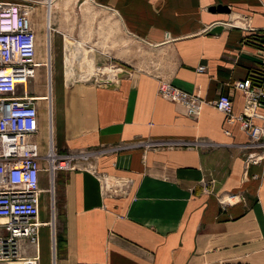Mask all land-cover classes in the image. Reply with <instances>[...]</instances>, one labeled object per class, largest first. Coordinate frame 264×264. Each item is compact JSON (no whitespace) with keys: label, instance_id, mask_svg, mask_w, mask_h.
<instances>
[{"label":"crops","instance_id":"0c3cea01","mask_svg":"<svg viewBox=\"0 0 264 264\" xmlns=\"http://www.w3.org/2000/svg\"><path fill=\"white\" fill-rule=\"evenodd\" d=\"M16 1L28 5L36 38L45 27L49 46L57 40L62 62L29 138L41 153L49 144L91 154L52 178L40 164L36 241L20 238L12 260L264 264V159L247 161L259 147L212 104L223 92L234 113L243 108L232 82L257 74L264 0ZM76 60L122 72L100 83ZM159 80L199 97L198 111L159 95ZM256 112L263 121L264 103ZM225 192L239 197L221 207Z\"/></svg>","mask_w":264,"mask_h":264},{"label":"built area","instance_id":"2783aa9c","mask_svg":"<svg viewBox=\"0 0 264 264\" xmlns=\"http://www.w3.org/2000/svg\"><path fill=\"white\" fill-rule=\"evenodd\" d=\"M45 42L48 43L47 39ZM35 53L36 35L28 16V5L16 0H0V227L5 231L0 235V261L4 262L19 257L20 238L30 243L36 241L40 160L44 161L43 167L52 178L55 170L71 168L78 158L87 159L91 154L89 150L57 151L49 144L41 153L36 142L29 138L37 129L38 100H48L47 94L28 90L37 64H48L37 61ZM203 68V65L197 66V70ZM90 76L103 83L112 81L116 72L111 77H97L94 73ZM232 86L245 95V104L239 112L232 111L230 97L223 92L213 98L212 104L227 122H237L248 145L259 147L258 154L248 156L247 161H261L264 159V119L256 122L253 118L261 116L256 106L264 103V49L256 76L234 80ZM156 90L159 95L180 102L187 114L194 115L200 107L199 97L167 81L159 80ZM202 188H206L204 182ZM238 197L237 192H225L218 201L225 207ZM20 261L35 264L30 256H23Z\"/></svg>","mask_w":264,"mask_h":264},{"label":"rangeland","instance_id":"374dc122","mask_svg":"<svg viewBox=\"0 0 264 264\" xmlns=\"http://www.w3.org/2000/svg\"><path fill=\"white\" fill-rule=\"evenodd\" d=\"M36 35V33H35ZM46 35V28L44 27V29L42 28L40 30V32L37 35L36 38V53H35V57L37 61L40 62H47L48 63V59H47V53L49 52L51 54V61H50V70L48 68V64L47 66L40 63L41 65L37 64L36 69H35V74L34 77L31 79L32 82V89H30V92L36 93V94H46V91L48 93V87L50 86V91L52 86H54L59 78L61 77L60 73L62 72L61 66H62V62L61 60H59V44L57 42V40H55V42H53V44L51 43L50 46L49 44L45 42V37ZM53 53V54H52ZM53 58V59H52ZM45 62V63H46ZM81 60H76L73 61V69L78 70V68L81 70V73L83 75H89L91 70H93L94 74H97V76H101L104 75L103 77H108L110 74H113L115 72H112L111 69L114 68H110L108 66L104 67V68H97L95 66V64L91 61H85L83 63H81ZM103 64H107L105 62L108 61H103ZM117 65L120 64L119 61H112ZM60 66V67H59ZM120 66V65H119ZM51 71V73L49 72ZM72 71V75H73ZM79 72V71H78ZM89 72V73H88ZM88 73V74H87ZM75 74V72H74ZM109 74V75H107ZM110 77V76H109ZM78 78H81L80 76ZM82 78H84V76H82ZM88 79L92 80V77H88ZM49 84V85H48ZM46 99H42L40 103L45 104ZM41 165H44V161H40ZM44 178H45V182H46V188L48 187V178H47V173L44 171ZM47 192L45 190V193L47 195ZM53 208L54 211H56V203H55V198L53 201Z\"/></svg>","mask_w":264,"mask_h":264},{"label":"bare ground","instance_id":"6f19581e","mask_svg":"<svg viewBox=\"0 0 264 264\" xmlns=\"http://www.w3.org/2000/svg\"><path fill=\"white\" fill-rule=\"evenodd\" d=\"M112 70V72H122L121 70H119V69H116V68H114V69H111ZM114 74V73H113ZM113 74H107V75H109L110 77L111 76H113ZM98 77V76H97ZM67 78V77H66ZM47 103L49 104V98H48V100H47ZM14 263H16V264H21V261H19V260H10V261H8L7 263H5V264H14Z\"/></svg>","mask_w":264,"mask_h":264},{"label":"water","instance_id":"95a60500","mask_svg":"<svg viewBox=\"0 0 264 264\" xmlns=\"http://www.w3.org/2000/svg\"><path fill=\"white\" fill-rule=\"evenodd\" d=\"M222 27L221 23H214L213 25H211L208 29L207 32H217L219 31V29Z\"/></svg>","mask_w":264,"mask_h":264}]
</instances>
